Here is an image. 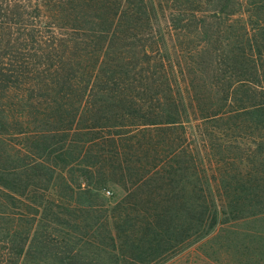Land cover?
I'll list each match as a JSON object with an SVG mask.
<instances>
[{
    "label": "rangeland",
    "instance_id": "1",
    "mask_svg": "<svg viewBox=\"0 0 264 264\" xmlns=\"http://www.w3.org/2000/svg\"><path fill=\"white\" fill-rule=\"evenodd\" d=\"M140 1L130 0L122 16L128 18L127 27L115 29L113 71L105 73L108 65L94 68L93 56L101 46L86 45L95 40L99 25L81 18V0H0V139L5 141L0 145V169L9 172L13 166L32 163L18 173L17 188L24 196L30 187L29 197L35 199L32 203L19 197L23 204L13 201L11 209L40 212L51 221L54 239L63 237L64 245L78 243L76 256L66 264H264V204L248 206L262 214L242 218L239 209L245 201H235L243 197L239 193L250 186L249 180L264 178V164L255 154L258 141L264 142L261 112L243 116L250 120L246 126L234 120L237 115L204 121L205 115L197 111L202 116L196 117L186 106V118L176 126L155 125L130 133L129 125L168 117L173 109L167 107V112L165 106L173 97L189 100L183 84L174 89L178 77L165 79L157 63L151 69L154 79L136 69H149L140 52L148 29L164 33L169 19L181 26L178 12L200 0H143L153 24L139 14ZM224 2L232 9L234 0H219L212 7ZM249 2L242 1L244 6ZM28 4L44 7L56 25L58 46L32 43L19 26H5L7 20L18 22L19 6ZM25 10L33 12L31 7ZM244 20L250 21L247 16ZM194 25L186 29L195 30ZM213 25L210 35L222 29ZM235 42L229 49L240 46ZM197 43L165 41L188 49ZM175 61L187 60L181 55ZM259 65L261 80L264 62ZM147 75L150 87L139 88L147 85L138 84ZM118 88L126 90L114 93ZM196 92L199 97L206 89L198 87ZM208 96L201 104L205 109L212 104ZM230 175L239 182H230ZM14 177V172L8 173V179ZM217 181L219 188L211 198ZM224 194L234 206L225 208L226 214L215 223L213 209L222 205L218 197ZM1 252L13 257L7 249Z\"/></svg>",
    "mask_w": 264,
    "mask_h": 264
},
{
    "label": "trees",
    "instance_id": "2",
    "mask_svg": "<svg viewBox=\"0 0 264 264\" xmlns=\"http://www.w3.org/2000/svg\"><path fill=\"white\" fill-rule=\"evenodd\" d=\"M121 1L123 0H81V10L83 11L81 18L92 24V26L99 25L95 40H90L86 44L88 46H101L93 56L95 71L98 66L100 68L103 65H108L105 73L113 71L112 65L114 64L112 63L115 49L113 35L118 26L127 27L128 18L122 16L127 14L126 9L129 5H132L130 0H125L124 3H121ZM242 1L234 0V6L232 5V9H230L225 2L222 5L218 3L217 7H212V4L219 2V0H200L193 8L182 11V13L181 11L178 12L182 16L181 26L175 25L173 20L169 19L166 21L167 26L164 33H156L153 29H148L146 35L149 38L146 41L151 42L153 45L142 41L144 39H140L144 34H138L140 41H142L140 52L146 59L145 63L149 65V69L144 71L143 66L138 65L136 73L143 75L148 72L151 78L154 79L155 75L151 72V69L157 63L161 74L165 75V79L171 80V76L178 77L174 80V89H181V84H183V88L185 87L184 92L187 93L189 100H181V97L179 100H175L173 97L171 105L165 106L167 112L169 111L167 107L173 109L172 112H169L170 114H167L168 117L163 116L162 121L152 122V124L141 121V123L129 125V128H131L130 133H136L138 130L143 132L149 126L155 125L176 126L185 120L186 117L183 112L186 106L190 111L192 110L196 117L205 115L203 117L204 121L207 119L208 121L215 120L218 122L230 115H237L234 120H239L238 124L247 126L248 124L245 122H250V120L245 121L243 116L248 119L253 117L255 113L261 112L260 116L264 118V77L261 80L257 78L260 70L259 63L264 62V47L261 45V41H264V39L259 34L260 30L264 31V0H249L250 2L245 5L247 7L243 5ZM140 4V6L136 4L139 7V14L145 16L144 19L148 23L153 24L154 19L151 18L149 8L145 6L143 0L140 1ZM203 5L214 9L212 11H209L210 9L204 10ZM161 6L163 8V5ZM25 7H31L33 12L28 13ZM19 8L22 9L19 21L13 23L11 20H7L4 23L6 27L19 26L22 28L21 30L26 31L25 35H30L29 39L32 43H47L46 46H50V48L51 43L58 46L60 40L54 37L56 35V25L46 17L44 7L42 8L38 4L33 6L28 4V6L20 5ZM246 16L249 17L250 21L244 20ZM180 23L181 21H179ZM193 23H195V30L191 31L195 32L191 33L186 28H191ZM213 23L222 29L214 31L210 35L208 32L211 27L215 26ZM176 32L179 33L176 34ZM46 34H48V38ZM97 35L99 36L97 37ZM128 38L129 41L132 39V37ZM175 39L177 41L180 39L194 40L198 43L190 49L181 45L177 46V44L165 45V41L176 43ZM232 40H235V43L239 41L240 46L237 45L229 49ZM219 42H222L220 48L217 47ZM56 46L53 45V48ZM219 51L222 52L221 55H219ZM181 55L187 60L184 64L175 61V59L179 60ZM108 60L110 63L106 62ZM223 68L225 69L223 70ZM262 71L264 72V69ZM212 73H214L213 76ZM149 81V76L148 78L141 77L138 84L147 83V85L143 84L139 88L148 89L151 85ZM169 87L173 90V84ZM198 87L206 89V94L196 97ZM119 89H116L114 93L126 90ZM244 93L247 96L250 94L249 98L245 97ZM205 95H209L208 97L212 99V104L207 109L201 105ZM197 111H200L202 115H199ZM155 117L157 115L153 114L152 118ZM261 122L263 123V121ZM3 142L5 141L0 139V145ZM257 145L256 158L259 157L258 161L264 164V142L259 140ZM32 165V163H26L21 168L13 166L11 168L13 170L9 172L7 169H0V264H49L50 261L66 264L65 262L72 260L73 255L76 256L78 243L71 242V244L64 245L63 237L58 236L57 239H54V236L52 237L50 234L51 221L47 217H40V212L33 214L27 207L23 209L15 206L16 211L11 209L14 208L13 201L23 204L24 200L19 199V197L29 198L32 203V200L35 201L34 198L29 197L33 189L28 187L23 196L17 188L19 186L18 173L32 167ZM0 168H4V166L0 165ZM22 168L23 170H21ZM11 172H14V179H8V173ZM229 180L230 182H239L232 175H230ZM248 184L250 186L246 190L242 189L239 193L243 197H237L235 200L237 203L245 201L244 207L239 209V211H243L242 218L262 214L261 209H251L248 206L252 207L255 204L256 206H262L264 204V201H262L264 199V178L258 181L249 180ZM217 188H219L218 181L209 192L211 198H214L213 193ZM205 200H203V205ZM218 200L222 205L215 206V209H213L212 220L215 223L218 221L220 214H226L225 208L234 206L229 201L228 194L219 196ZM205 208L209 209L207 204H205ZM220 209L223 210L220 211ZM249 210L251 215H247ZM236 219H241L240 215ZM3 249H7V253L9 252L8 254L13 255V257H4L1 252Z\"/></svg>",
    "mask_w": 264,
    "mask_h": 264
},
{
    "label": "built area",
    "instance_id": "3",
    "mask_svg": "<svg viewBox=\"0 0 264 264\" xmlns=\"http://www.w3.org/2000/svg\"><path fill=\"white\" fill-rule=\"evenodd\" d=\"M108 194H110V193H108Z\"/></svg>",
    "mask_w": 264,
    "mask_h": 264
}]
</instances>
